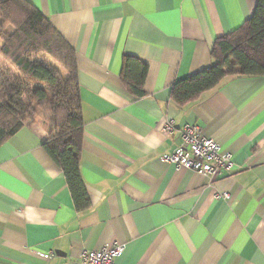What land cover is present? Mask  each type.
Returning <instances> with one entry per match:
<instances>
[{
  "label": "crops",
  "instance_id": "crops-1",
  "mask_svg": "<svg viewBox=\"0 0 264 264\" xmlns=\"http://www.w3.org/2000/svg\"><path fill=\"white\" fill-rule=\"evenodd\" d=\"M31 1L76 49L90 205L77 208L46 128L22 127L0 145V264H74L113 243L125 245L116 264H264V75L227 76L183 106L170 96L258 0ZM125 56L148 65L141 98L122 80ZM186 123L232 153L230 172L163 159Z\"/></svg>",
  "mask_w": 264,
  "mask_h": 264
},
{
  "label": "trees",
  "instance_id": "trees-1",
  "mask_svg": "<svg viewBox=\"0 0 264 264\" xmlns=\"http://www.w3.org/2000/svg\"><path fill=\"white\" fill-rule=\"evenodd\" d=\"M212 57L209 67L174 82L175 103L198 100L227 76L264 75V0L239 28L216 39ZM147 73L146 63L124 57L122 80L137 98L146 94ZM39 110L48 133L42 146L84 210L90 197L80 166L85 122L76 49L31 0H0V145L37 122Z\"/></svg>",
  "mask_w": 264,
  "mask_h": 264
},
{
  "label": "built area",
  "instance_id": "built-area-1",
  "mask_svg": "<svg viewBox=\"0 0 264 264\" xmlns=\"http://www.w3.org/2000/svg\"><path fill=\"white\" fill-rule=\"evenodd\" d=\"M165 133L174 131L173 119H169L163 127ZM181 143L175 151L163 155V159L178 168H187L217 178L234 167L233 155L224 150L220 143L207 135L198 125L184 124L180 128ZM228 198L229 193H223ZM124 244H107L99 249H83L80 261L74 264H116L117 257L123 254ZM47 259L54 257L53 251L40 252ZM27 264V263H22Z\"/></svg>",
  "mask_w": 264,
  "mask_h": 264
},
{
  "label": "rangeland",
  "instance_id": "rangeland-1",
  "mask_svg": "<svg viewBox=\"0 0 264 264\" xmlns=\"http://www.w3.org/2000/svg\"><path fill=\"white\" fill-rule=\"evenodd\" d=\"M9 29L11 30L12 27H9ZM2 60H3V62L5 64L9 65V63L6 60H4V59H2ZM43 119H44V111L43 110H39V113H38V116H37V122H35L33 125H39V126H43L45 128V126L41 123V121H43Z\"/></svg>",
  "mask_w": 264,
  "mask_h": 264
}]
</instances>
